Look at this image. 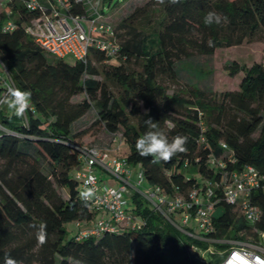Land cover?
<instances>
[{
  "label": "trees",
  "instance_id": "obj_1",
  "mask_svg": "<svg viewBox=\"0 0 264 264\" xmlns=\"http://www.w3.org/2000/svg\"><path fill=\"white\" fill-rule=\"evenodd\" d=\"M4 4L0 65L13 86L30 90L32 98L22 118L0 104V264L6 254L20 264H219L233 246L222 241L264 233V188L250 198L261 212L259 221L250 225L221 199L217 187L223 176L248 166L264 175V63L225 65L229 77L243 74L237 90L214 92L192 85L186 94L169 95L163 81L175 82L180 65L193 56L210 57L217 49L264 42V0H181L177 5L147 0L115 27L119 55L109 59L91 48L86 63H66L44 52L25 33L26 21L38 12L15 1ZM71 4L70 14H84L79 0ZM210 11L226 21L206 26L203 18ZM8 19L15 22L10 31L4 30ZM142 20L146 29L140 26ZM132 62L140 69H131ZM78 96L83 98L75 102ZM91 109L96 113L92 128L120 132L127 149L119 158L141 169L146 186L168 196L214 189L212 200H219L215 209L220 206L223 212L212 213L211 233L203 239L198 234L194 209L180 230L132 193L127 211L137 226L117 223L114 231L80 237L99 217L85 206L79 183L71 176L81 164L80 139L87 133L74 132L73 125ZM149 118L170 140L187 136V152L170 162L141 157L136 141L148 130L144 121ZM212 158L223 167L212 165ZM171 219L178 222L180 216ZM41 221L47 223L43 246L30 227ZM68 223L73 224L71 236ZM210 247L213 251L208 252ZM202 252L209 261L199 257Z\"/></svg>",
  "mask_w": 264,
  "mask_h": 264
},
{
  "label": "built area",
  "instance_id": "obj_2",
  "mask_svg": "<svg viewBox=\"0 0 264 264\" xmlns=\"http://www.w3.org/2000/svg\"><path fill=\"white\" fill-rule=\"evenodd\" d=\"M5 1H15L30 12H38L37 16L26 21L25 33L44 52L55 58L63 59L71 55L74 61L86 63L91 48L104 53L109 59H115L119 55L120 43L115 27L105 19V5L101 2L103 0H79L85 8L81 15L69 13V8L73 7L71 0H0V11H5ZM6 13L9 14L10 11ZM14 27L15 22L8 19L4 30L10 31ZM0 86L3 90L0 98L6 96L9 86H13L1 65ZM80 161L79 169L73 177L78 181L80 191L86 187L94 189V197L88 205L99 215L88 229L80 232V237L114 231L117 223L132 228L137 226L138 221L127 211L132 193L139 194L153 210L180 230L190 222L191 215L188 211L191 209L195 210L194 222L202 239L214 230L211 215L219 200L213 202V188H206L202 195L201 192L192 190L187 196H168L158 188L148 186L144 190L141 186L145 181L140 168H137L134 178L133 167L123 158L111 156L94 146L81 147ZM210 163L223 167L219 159L212 158ZM98 172L118 180V186L110 187L101 183ZM217 187L221 188V199L237 209L248 224L253 225L259 221L261 212L250 198L258 189L264 188V175L248 166L241 172L232 171L223 176ZM174 214L180 216L179 223L171 219ZM257 235V238L249 237L243 241L231 242L233 246L227 250L219 264H264V233L257 232Z\"/></svg>",
  "mask_w": 264,
  "mask_h": 264
},
{
  "label": "rangeland",
  "instance_id": "obj_3",
  "mask_svg": "<svg viewBox=\"0 0 264 264\" xmlns=\"http://www.w3.org/2000/svg\"><path fill=\"white\" fill-rule=\"evenodd\" d=\"M111 6L107 4V0L101 1L105 5L106 20L114 27H118L120 22L127 17L136 7L142 6L147 0H110ZM109 3V4H110ZM141 28L146 29V21L140 22ZM118 31V30H117ZM66 63H73L74 59L71 55H67L64 58ZM236 62L239 65L250 66L253 63H264V42H244L239 46H233L230 48H222L215 50L214 54L210 57L207 56H193L191 59L183 61L180 65L179 77L175 82L169 81V79H163L164 84L167 87V93L171 95L174 92L181 91L187 93V90L192 85H197L200 89L212 90L214 92H224L230 90H237L239 82L243 77L242 73H238L234 77H229L224 66ZM131 69L139 70V66L135 63L130 64ZM100 79V77H95ZM116 90V91H115ZM113 91L117 92V89L113 88ZM82 96L74 98L75 102L81 101ZM1 107H6L2 104ZM96 122L95 110L91 109L83 118L76 121L73 125V131L80 133L87 131V133L80 139L82 145L94 146L103 152H108L111 156H117L124 154L127 146L121 142L120 132L111 135L104 130L102 126L95 125L92 128L93 123ZM135 172L134 178H136L137 168H132ZM75 173L71 171V176ZM115 180L114 184H108L110 187H117L118 180ZM142 189L146 190V185L143 184ZM59 193L66 198L65 191L58 190ZM129 197V196H128ZM223 212L222 207H217L213 215L220 216ZM68 236L72 235L73 224L68 223L65 225ZM71 230V232H70ZM224 243L236 242V240H224ZM209 251H213L210 247ZM199 257L202 260H208L206 253H199Z\"/></svg>",
  "mask_w": 264,
  "mask_h": 264
},
{
  "label": "clouds",
  "instance_id": "obj_4",
  "mask_svg": "<svg viewBox=\"0 0 264 264\" xmlns=\"http://www.w3.org/2000/svg\"><path fill=\"white\" fill-rule=\"evenodd\" d=\"M156 2L161 5L166 3L177 5L181 3V0H156ZM226 19L221 14L210 11L204 16L203 23L206 26L213 24L220 25ZM209 46H212L211 41H209ZM31 98L32 93L30 90L9 86L6 96L0 98V104L5 105L15 117L22 118L30 108ZM144 123L148 130L136 141V150L141 157H151L152 163H160L161 161L170 162L177 154L187 152V136L177 134L170 140L167 134L159 128L158 123L154 122L151 118L146 119ZM94 194V189L91 187H86L81 191L80 198L85 206L94 197ZM30 227L34 229L37 243L43 246L47 242V223L41 221L31 224ZM3 264H20V262L6 254Z\"/></svg>",
  "mask_w": 264,
  "mask_h": 264
},
{
  "label": "crops",
  "instance_id": "obj_5",
  "mask_svg": "<svg viewBox=\"0 0 264 264\" xmlns=\"http://www.w3.org/2000/svg\"><path fill=\"white\" fill-rule=\"evenodd\" d=\"M133 168H136V167H133ZM79 169V166L77 167V169L76 170H78ZM75 170V171H76ZM135 175V172L133 171V176ZM98 176H99V178H100V182L101 183H104V184H114L115 183V180L114 181H112V179H109V177H107L105 174H103V173H100V172H98ZM116 184V183H115Z\"/></svg>",
  "mask_w": 264,
  "mask_h": 264
}]
</instances>
